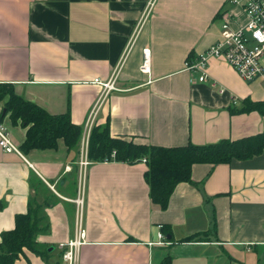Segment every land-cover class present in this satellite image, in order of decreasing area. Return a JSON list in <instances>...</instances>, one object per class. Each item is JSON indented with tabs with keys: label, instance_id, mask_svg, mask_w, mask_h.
<instances>
[{
	"label": "crops",
	"instance_id": "0c3cea01",
	"mask_svg": "<svg viewBox=\"0 0 264 264\" xmlns=\"http://www.w3.org/2000/svg\"><path fill=\"white\" fill-rule=\"evenodd\" d=\"M150 1L0 0V82L84 128L101 91L94 79L121 65V90L110 93L95 122L113 137L172 147L263 132L264 115L242 107L264 100V79L245 81L221 57L210 58L204 82L187 69L191 55L220 39L222 17L233 14L238 27L244 9L229 0H154L145 16ZM0 123L20 149L0 146V241L32 201L44 205L49 224L37 236L49 255L26 249L17 264L59 262L80 211L79 264H264V150L194 164L192 180L180 182L162 209L150 195L147 161L91 160L84 168V129L79 151L60 138L55 148L24 152L27 129L9 115ZM160 231L170 244H159Z\"/></svg>",
	"mask_w": 264,
	"mask_h": 264
},
{
	"label": "trees",
	"instance_id": "16d2710c",
	"mask_svg": "<svg viewBox=\"0 0 264 264\" xmlns=\"http://www.w3.org/2000/svg\"><path fill=\"white\" fill-rule=\"evenodd\" d=\"M193 55L189 57L190 60ZM0 122L9 115L13 124L26 128L24 152L30 149L55 148L60 138L69 151H79L83 126L72 121L69 113L51 114L46 109L19 95L13 84L0 82ZM243 111L258 110L264 115V100L246 99ZM264 150V131L241 139H222L212 144L189 142L181 146L137 144L113 137L108 125L94 126L89 140V158L92 161L122 160L138 162L146 158L149 169L146 179L154 203L162 209L180 182L192 180V168L196 163H227L233 158H248ZM116 152L112 157L113 152ZM4 207L0 201V209ZM44 205L37 201L29 204L25 213L16 215L15 227L3 231L0 241V264H17L26 249L39 255H49L41 249L37 236L48 230ZM170 240V239H169Z\"/></svg>",
	"mask_w": 264,
	"mask_h": 264
},
{
	"label": "built area",
	"instance_id": "2783aa9c",
	"mask_svg": "<svg viewBox=\"0 0 264 264\" xmlns=\"http://www.w3.org/2000/svg\"><path fill=\"white\" fill-rule=\"evenodd\" d=\"M233 4L240 5L247 16L246 22L233 27L236 20L233 14L226 13L222 17V31L220 39L212 44L208 49L199 54L194 60L187 62V69L200 71L198 77L200 82L208 79V62L212 57L224 58L240 76L247 82L264 79V0H229ZM154 4L151 0L145 12L147 16L150 7ZM121 65L116 67L111 76L107 79L97 77L93 83L100 86L101 91L93 105L84 127V138L82 142L81 165L84 168L91 163L89 158V140L96 116L101 105L114 90H121L118 81L121 77ZM142 70L149 71V49H145V60ZM0 146L6 152H20L19 147L13 142L9 129L0 123ZM116 152L114 151L112 157ZM145 162L146 158L143 159ZM79 206L83 205V197L76 199ZM159 244H170L171 241L166 235L159 232ZM86 233L83 222L82 211L78 213L76 219L75 235L67 242L59 245L61 250L60 261L56 264H79L80 250L86 242Z\"/></svg>",
	"mask_w": 264,
	"mask_h": 264
},
{
	"label": "rangeland",
	"instance_id": "374dc122",
	"mask_svg": "<svg viewBox=\"0 0 264 264\" xmlns=\"http://www.w3.org/2000/svg\"><path fill=\"white\" fill-rule=\"evenodd\" d=\"M221 31H222V23H221ZM260 88L261 87H263L264 88V85H262V86H259ZM54 255H56L57 256V250H54V253H53Z\"/></svg>",
	"mask_w": 264,
	"mask_h": 264
},
{
	"label": "water",
	"instance_id": "95a60500",
	"mask_svg": "<svg viewBox=\"0 0 264 264\" xmlns=\"http://www.w3.org/2000/svg\"><path fill=\"white\" fill-rule=\"evenodd\" d=\"M52 250V248H49V251H51Z\"/></svg>",
	"mask_w": 264,
	"mask_h": 264
}]
</instances>
